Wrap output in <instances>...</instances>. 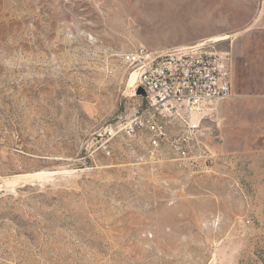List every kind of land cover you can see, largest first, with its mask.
<instances>
[{"label":"rangeland","instance_id":"rangeland-1","mask_svg":"<svg viewBox=\"0 0 264 264\" xmlns=\"http://www.w3.org/2000/svg\"><path fill=\"white\" fill-rule=\"evenodd\" d=\"M258 4L0 0V264H264ZM225 34L207 43L229 52L231 96L203 120L195 160L144 133L103 151L99 133L144 97L124 52Z\"/></svg>","mask_w":264,"mask_h":264},{"label":"built area","instance_id":"built-area-1","mask_svg":"<svg viewBox=\"0 0 264 264\" xmlns=\"http://www.w3.org/2000/svg\"><path fill=\"white\" fill-rule=\"evenodd\" d=\"M229 59V52L213 50L209 43L124 52L122 60L136 71L135 84L144 97L129 121H117L99 133L106 137L103 151L110 154L108 143L118 135L144 133L154 148L166 144L180 159L195 160L192 147L203 120L231 96ZM175 124L181 128L176 133Z\"/></svg>","mask_w":264,"mask_h":264},{"label":"crops","instance_id":"crops-1","mask_svg":"<svg viewBox=\"0 0 264 264\" xmlns=\"http://www.w3.org/2000/svg\"><path fill=\"white\" fill-rule=\"evenodd\" d=\"M258 2H259L258 10L256 12L255 18L254 20H252L251 25L246 29L248 32H250V34L252 33L253 30L264 32V0H258ZM236 34L234 33L231 34L232 50H237L238 42H236V38H238L240 35H236ZM248 46L250 50H255V57L257 58L261 56V51H264V41H259L258 38L255 42L253 43L250 42Z\"/></svg>","mask_w":264,"mask_h":264},{"label":"bare ground","instance_id":"bare-ground-1","mask_svg":"<svg viewBox=\"0 0 264 264\" xmlns=\"http://www.w3.org/2000/svg\"><path fill=\"white\" fill-rule=\"evenodd\" d=\"M228 37L227 34L225 35H221V36H214L212 38H209L207 40H203V41H200L198 42L197 44L198 45H202V44H206L207 42H216V41H221V40H224ZM188 45H191V44H188ZM184 46H187V45H184ZM178 47V46H176ZM132 73L130 74V78H129V82H128V86L130 87H133L135 86V83H136V71L132 70L131 71ZM39 174V173H38Z\"/></svg>","mask_w":264,"mask_h":264},{"label":"water","instance_id":"water-1","mask_svg":"<svg viewBox=\"0 0 264 264\" xmlns=\"http://www.w3.org/2000/svg\"><path fill=\"white\" fill-rule=\"evenodd\" d=\"M142 91H143V90H142V88L140 87V88H139V92H142Z\"/></svg>","mask_w":264,"mask_h":264}]
</instances>
